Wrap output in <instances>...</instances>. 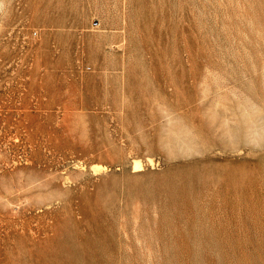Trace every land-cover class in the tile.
Returning <instances> with one entry per match:
<instances>
[{"label": "rangeland", "instance_id": "1", "mask_svg": "<svg viewBox=\"0 0 264 264\" xmlns=\"http://www.w3.org/2000/svg\"><path fill=\"white\" fill-rule=\"evenodd\" d=\"M0 264H264V0H0Z\"/></svg>", "mask_w": 264, "mask_h": 264}, {"label": "bare ground", "instance_id": "2", "mask_svg": "<svg viewBox=\"0 0 264 264\" xmlns=\"http://www.w3.org/2000/svg\"><path fill=\"white\" fill-rule=\"evenodd\" d=\"M136 168H140V165H137Z\"/></svg>", "mask_w": 264, "mask_h": 264}]
</instances>
